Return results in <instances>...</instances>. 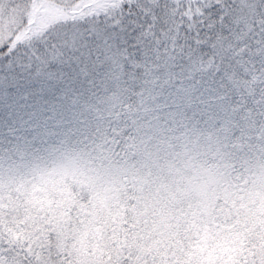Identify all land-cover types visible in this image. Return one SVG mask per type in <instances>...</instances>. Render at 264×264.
<instances>
[{"label": "snow or ice", "instance_id": "1", "mask_svg": "<svg viewBox=\"0 0 264 264\" xmlns=\"http://www.w3.org/2000/svg\"><path fill=\"white\" fill-rule=\"evenodd\" d=\"M0 264H264V0H0Z\"/></svg>", "mask_w": 264, "mask_h": 264}]
</instances>
